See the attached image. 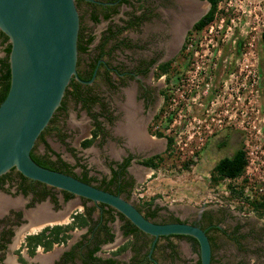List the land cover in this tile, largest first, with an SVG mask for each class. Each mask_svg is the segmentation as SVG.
<instances>
[{"label": "rangeland", "instance_id": "374dc122", "mask_svg": "<svg viewBox=\"0 0 264 264\" xmlns=\"http://www.w3.org/2000/svg\"><path fill=\"white\" fill-rule=\"evenodd\" d=\"M142 1L145 2L136 0L134 7L138 9ZM76 9L79 25L85 33L93 35L87 52L78 55L82 65L96 56L106 27L119 23L116 17L128 7L119 6V14L111 22L104 19L90 21V7L83 2ZM96 10L98 13V8ZM148 27L146 24L141 29L144 32ZM150 34H146L145 39ZM122 36L136 40L135 33L130 30ZM187 38L182 56L175 58L176 46L168 53L167 57L175 58L173 68L180 72L175 76L171 73L169 96L166 97L169 100L161 111L163 97L155 95L153 111L158 117L149 126L150 130L173 137V153L171 156L164 153V136L147 135L144 152H149L136 159L159 153L163 160L156 169L145 168L137 162L131 164V191L129 195L121 193L120 196L137 206L144 202L157 205L161 208L160 215L170 212L173 217L195 222L206 213L226 231L237 226L238 232L233 235H242L241 249L220 232H208L213 238V256L235 262L256 255L249 263L264 264V218L257 217L243 198L230 196L228 190V185L235 190L243 188V196L249 199L264 196V0H219L213 20L200 31H189ZM109 46L107 42L104 49ZM143 53L147 52L137 49L124 52L135 57ZM121 54L114 51L112 59L106 56L104 59L116 63L122 60ZM101 85L102 80L97 77L92 88L101 93ZM154 85L162 86L159 81H154ZM130 86L129 91L121 90L127 98H131L133 91L132 83ZM109 98L113 105L120 102V90L111 92ZM66 107L65 113L58 112L55 122L65 144L51 130L44 132L43 139L70 164L74 165L75 159H79L91 169L90 176L100 179L108 174L102 159L118 156L122 145L106 142L101 146L102 140L95 139L90 146L80 147L79 141L89 136V118L72 101ZM34 146L36 153L43 149L40 140H36ZM238 148L246 155L244 173L234 180L212 183L213 165L219 158L231 156ZM73 172L80 174L78 167H74ZM77 202V198L69 201L70 210ZM78 233L81 230H74L69 241L75 240ZM170 242L177 253L173 264H197L196 246L185 238L172 237ZM11 253L1 258L0 264H19L15 263V255Z\"/></svg>", "mask_w": 264, "mask_h": 264}, {"label": "flooded vegetation", "instance_id": "af4514ba", "mask_svg": "<svg viewBox=\"0 0 264 264\" xmlns=\"http://www.w3.org/2000/svg\"><path fill=\"white\" fill-rule=\"evenodd\" d=\"M85 1L89 2V4L83 3L90 7V21H92L90 15L95 13L98 20L104 19L111 22L113 18L119 14V6L123 5L128 7V10H124L123 13L116 17L119 23L109 26L111 29L121 28V32L116 36L120 44L114 47L116 44L115 41H108L110 46L107 47V49L103 47V53L98 49L96 56L93 59L83 62L82 65L79 62V53H77L78 64H76V74H81L83 77L87 78L86 80H81L80 83L83 84V89H88L89 95H96L99 97L100 104L96 102H87V104L89 103V109L87 110L86 106L81 107L80 101L77 102L73 98L66 97L64 98L63 108L55 111L52 116L55 117L54 120L57 121L59 117L57 115L58 112H62V114L65 113L67 111L66 104L72 101L74 104L79 105L89 118L90 129L88 137H90V131L94 127V121H98L102 133H98L95 139L102 140L101 146L105 145L106 142H117L122 146L119 147L118 156L110 155L109 158L104 157V159H102L107 166L108 174L100 177V179L90 176L89 173L91 169L88 168V165L82 163L81 160L75 159V164L73 165L62 158L60 154L58 157L70 167L72 166L71 172L77 176V178L80 179L81 176L73 172L74 167H78L79 173L82 171L86 172V177L90 178L88 183L101 188L104 187V184H101L102 181L110 180L112 178V170H119L120 165L127 159V163L124 164L123 175L119 177L131 183L130 188H128L130 193L133 185V178L129 175L130 165L134 162L141 164V160L153 156L154 154H159L154 153L136 159L138 156L142 157L149 152L147 150L144 152L146 144L145 137L147 135L149 137H156L153 134V130L149 129L155 115L153 111L155 95L158 94L162 96L161 93L163 92L166 97L169 96L170 84L168 82L171 78V73L175 76L180 72L179 69L173 68V62L177 56H182L184 54V45L188 32L191 31L194 22L208 11L209 3L206 0H188V2H186L187 0H145V2L142 1L140 3L137 9L134 7V2L136 0H126L120 3L118 0ZM75 2L76 7L79 6L80 2L78 0H75ZM109 6L111 7L109 8ZM95 8H98V13L97 10L95 11ZM105 13L108 14L106 18L103 17ZM189 21H191V23L189 24V28H187V23ZM129 22L132 23L131 26H128ZM146 24L149 25V27L143 32L141 28ZM107 28L108 26L106 29ZM79 29L81 30L84 44V41L91 33H85L80 25ZM128 30L135 33V41H131L127 39V37L122 36L123 32ZM146 34H150L148 39L146 38L147 40L144 37ZM91 36L93 39V35ZM102 40H100L99 45ZM91 41L86 44L87 49L83 54L87 52ZM7 45H9L8 40H4L0 35V59L5 57L4 49ZM173 46L177 48L174 55L175 58L167 57ZM128 49H132L133 51L137 49L138 51H146L147 53L145 55L143 53V55L139 57L136 54V57L129 56L124 54L125 50ZM114 51L122 53V60L117 61L118 63H111L108 59H104L105 56L112 59L111 54ZM165 62H169L165 70L158 68V66ZM91 65H93V67ZM89 72H91L90 75ZM97 77H100V80H102L101 93H98V91L92 88L93 82ZM167 78L168 80H166ZM154 81H159L162 86L158 88L154 85ZM130 83H132L133 95L131 94V98L129 96L127 98V94L121 90L130 89ZM119 90L121 92L120 102L113 105L111 104L112 101L109 98V94L111 92L117 93ZM92 114L96 115L95 120ZM42 148L39 154H45L49 159H55V155L52 154V152H54L53 149L50 147L49 150L46 149L44 144ZM143 166L145 168H150L145 165ZM116 182H119V180H116ZM111 187L109 189L113 190ZM121 193L124 192H120L118 195ZM64 197L65 194L62 190L28 178L22 179L15 169H9L7 172L1 174L0 260L3 256L11 252L15 255V263L19 264H173L177 258L175 245L171 243L170 240L172 237H178L171 236L165 238L163 236H158L153 241L151 235L143 232L142 234H133L134 232L126 234V218L110 206L91 202L85 198L74 195L69 198ZM74 198H77L78 202L74 204L75 208L70 210L68 206L69 201ZM132 205L138 209L144 217L147 216L146 218L157 223L186 222L204 228L206 225L204 226L203 223H206L209 217L208 214L204 213L197 221L190 222L177 216L173 217L170 212H165L167 215H160L159 211L161 208L157 205L151 206V204L145 203H142L140 206L135 204ZM37 210L39 211L38 217L34 218L33 215L30 216L31 213L29 212ZM152 210L155 211L154 215L151 216L149 212ZM77 214L85 217L86 223L81 227H74L71 230H67L66 232L69 234V238L65 242H54L47 250L44 249L42 243H39L34 247L33 253L29 254L25 241L26 235L37 233L45 227L49 228L53 225L69 224L74 220L72 216ZM160 216H162V218L159 219L158 217ZM38 219L45 224L37 231L31 233V231L28 230L31 226L37 225V223L40 222H38ZM174 219L177 221H173ZM25 226H27V228H25ZM74 230H81V233H78L75 240L69 241V239L73 237L72 234ZM237 232L238 230L234 235ZM236 236H238L240 240L241 235ZM124 244H126L125 248L118 251L120 246ZM170 245H172L173 250L170 249ZM253 256L256 257V255H252L246 260L237 259L235 262L222 260L221 257H217L216 259V257L213 256L212 244L210 263L250 264L249 262H252L250 259H252Z\"/></svg>", "mask_w": 264, "mask_h": 264}, {"label": "water", "instance_id": "95a60500", "mask_svg": "<svg viewBox=\"0 0 264 264\" xmlns=\"http://www.w3.org/2000/svg\"><path fill=\"white\" fill-rule=\"evenodd\" d=\"M78 29L75 0H0V31L9 43V86L0 102V175L13 167L28 179L110 206L153 241L158 236H191L197 243L199 264H210L211 247L204 229L186 222H153L120 195L39 166L30 158L69 80H80Z\"/></svg>", "mask_w": 264, "mask_h": 264}, {"label": "trees", "instance_id": "16d2710c", "mask_svg": "<svg viewBox=\"0 0 264 264\" xmlns=\"http://www.w3.org/2000/svg\"><path fill=\"white\" fill-rule=\"evenodd\" d=\"M79 2H85L87 4H89V2L85 1V0H78ZM126 0H118V2H125ZM209 3V9L208 11L201 17L199 18L196 22H194L191 31H200L202 30L207 24H209L213 18H214V14L216 12V8H217V4L219 2V0H206ZM76 4V2H75ZM95 5V4H93ZM111 6H109L110 8ZM91 20L93 22H97L98 21V17L95 13H92L90 15ZM108 16V14H104L103 17L106 18ZM132 23L129 22L128 26H131ZM105 34L103 35V40L101 42V44L98 46L99 51L102 52L104 44H106L108 41L112 40L113 42L115 41V46H117L118 44H120V41L117 40L116 36L119 34V32H121V28H117V29H111L110 27H108L105 30ZM0 35L3 37L4 40L7 39V37L0 31ZM189 35V32H188ZM92 39V36H88L87 39L84 41L83 44V40H82V33L81 30H78V34H77V53H83L87 48H86V44H88ZM188 39V38H187ZM186 39V41H187ZM186 45V42H185ZM184 45V46H185ZM5 51V57L0 59V102L2 101V99L4 98L8 86H9V69H8V61H7V54L9 51V45H7L4 49ZM103 53V52H102ZM169 62H165L163 64H161L160 66H158V68L165 70L167 65ZM76 64H78V59L76 60ZM94 64V63H93ZM93 67V65H91ZM91 67V69H92ZM92 71V70H91ZM91 74V72H89V75ZM79 77L80 80H86V77H83L81 74L77 75ZM80 80H75L73 77L69 80L61 102L59 104V106L56 108L55 111L63 108L64 105V98L66 97H70L73 98L75 101L77 102H81V107H85L87 108V110L89 109V106L87 104V102L90 103H99V97H97L96 95H89L88 93V89H83V84L80 83ZM168 80V78L166 79ZM85 87V85H84ZM70 88V89H69ZM162 97H163V102L162 105L160 106V111L161 109H163V107L165 106V102L168 101L169 99H166L165 94H163V92L161 93ZM87 104V105H84ZM93 119L95 120L96 115L92 114ZM157 114L154 115L153 120L157 119ZM55 117L51 116L50 120L48 121L46 127H44V129L39 133L37 140H40L43 144L44 147L46 149L49 150V146L47 145V143L44 141L43 139V134L46 130H51L53 132L56 133V136L58 138L59 141H61L62 143L65 144L64 140H63V134L59 132V129L56 127L55 122L56 120H54ZM50 125H52V128L50 127ZM98 133H102L101 131V127L98 121H94V127L92 128V130L90 131V137L87 138H83L80 142L79 145L80 147H87L89 146L92 141L95 139V137L97 136ZM153 134L156 137H165V150L164 153L171 156L173 153V147H174V140L173 137L170 135H163L162 132L153 131ZM35 146L33 145V147L31 148L29 155L30 158L39 166H42L44 168H48V169H52L55 171H59V172H63L66 174H70L74 177L77 178V176H75L72 172H71V167L65 163L64 161H62L59 157H58V153L56 152H52V154L55 155V159H49L47 155L43 154H39L36 153L34 151ZM69 150L71 152H73V149L69 148ZM163 160V157L161 154H154L153 156H150L148 158H145L143 160L140 161V163L142 165H145L147 167H150L152 169H156L157 166L160 164V162ZM127 163V159H125L122 163V165H120L119 170H112V178L110 180L107 181H102L101 184H104V187L101 188L99 186H96L100 189L115 193V194H119L120 192H124L126 195L129 194V189L131 186V183L127 182L125 179L123 180L121 177H119L120 175H123L124 172V164ZM187 166V164L183 163V166ZM247 165V160H246V155H245V151L241 148H238L235 150V152L231 155V156H224L222 158H219L216 163L213 165L211 172H210V181L212 183L217 182L218 180H222V179H228V180H234L238 177H240L244 171H245V167ZM185 168V167H184ZM10 170H14V168L12 167ZM17 174L19 176H21L22 179H27L26 177L22 176L20 173L17 172ZM80 180L88 183L90 178L86 177V172L82 171L80 173ZM121 178V179H120ZM79 179V178H78ZM116 180H119V182H116ZM113 186V187H111ZM129 186V187H128ZM112 188L113 190H110L109 188ZM228 190L230 193V196H234L238 197V198H243L245 201H247V204L250 206V209L256 214L257 217H263L264 218V196L259 197V199H249L247 197L243 196V188L235 190L232 186L228 185ZM65 194L64 198H69L72 196V194L66 192V191H62ZM145 204H150L149 202H144ZM154 211L152 210L151 212H149V215H154ZM74 218L73 221H71L69 224H65V225H53L52 227H45L43 228L41 231L37 232V233H33V234H29L25 236V241H26V245L28 247V252L29 254L33 253V249L36 246V244L42 243L44 245V249L47 250L51 247L52 243L56 242V243H60V242H65L68 238H69V234L66 232L67 230H71L74 227H81L83 225H85L86 223V218L83 216H80V214L77 215H73L72 216ZM147 217V216H145ZM126 220V225H127V230L125 231V233H130V232H134L133 234H137V233H141V231H139L136 227H134L127 219ZM173 221H177V220H173ZM206 226L202 229H204L205 233L207 234L209 243H210V247L212 246V240L213 238L211 236H209L208 232L210 230H214V231H218L221 234H223L226 238H228L229 240H232L235 244L236 247L238 249H241L242 246L239 242V237L238 236H234L233 234L238 230V227H234L233 230H229L226 231L225 229L220 228L216 222L213 221V219L209 216L207 219V222L205 223ZM47 231V232H46ZM178 237V238H185L187 239L189 242H191V245L196 246L197 247V243L195 241V239L191 236H186V235H168V236H163L165 238L168 237ZM242 236V235H241ZM240 236V238H242ZM126 244L120 246L119 250H123L125 248ZM170 249L173 250L172 245H170ZM90 254V252H89ZM197 263L199 264V261L197 260ZM212 264V263H210Z\"/></svg>", "mask_w": 264, "mask_h": 264}, {"label": "bare ground", "instance_id": "6f19581e", "mask_svg": "<svg viewBox=\"0 0 264 264\" xmlns=\"http://www.w3.org/2000/svg\"><path fill=\"white\" fill-rule=\"evenodd\" d=\"M197 9H198V8H197ZM38 210H39V209H38ZM38 210H37V211H31V212H29V213H31L30 216L33 215L34 218L38 217V212H39ZM39 221H40V222H39ZM38 222H39V223H37V225L31 226V227L29 228L28 231H31V233H33L34 231H37L42 225L45 224V223H43L40 219H38ZM35 226H36V227H35Z\"/></svg>", "mask_w": 264, "mask_h": 264}, {"label": "crops", "instance_id": "0c3cea01", "mask_svg": "<svg viewBox=\"0 0 264 264\" xmlns=\"http://www.w3.org/2000/svg\"><path fill=\"white\" fill-rule=\"evenodd\" d=\"M217 259V258H216ZM223 260V259H222Z\"/></svg>", "mask_w": 264, "mask_h": 264}]
</instances>
